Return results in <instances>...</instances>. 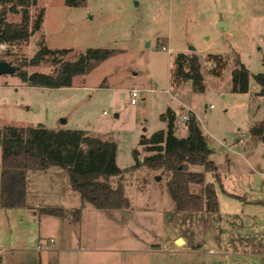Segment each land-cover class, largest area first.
<instances>
[{
  "label": "rangeland",
  "instance_id": "rangeland-1",
  "mask_svg": "<svg viewBox=\"0 0 264 264\" xmlns=\"http://www.w3.org/2000/svg\"><path fill=\"white\" fill-rule=\"evenodd\" d=\"M41 8L45 9L41 29L12 48L1 44V60L15 66L18 59H30L42 40L50 48L73 49L59 55L62 60L75 59L90 47L117 52L62 89L28 86L15 73L0 75V137L6 125L42 122L50 128L83 129L117 143V164L123 174L111 177L110 183L124 185L133 210L105 223L104 229L109 224L118 235L114 243L122 251L98 254L97 264H228L225 250H246L252 243L255 250L263 248L264 243L255 240L264 239V134L251 129L264 117V95L254 78L264 73V0H87L82 7L67 6L65 0H38L30 10L32 20ZM9 19L18 21L20 16ZM180 52L198 54L204 92L171 88L173 58ZM236 54L251 73L247 92L232 90ZM210 55L222 59L223 69L214 70L211 64L216 62ZM56 68L48 61L28 70L49 73ZM133 88L139 90L136 103H131ZM177 104L185 106L177 116L188 106L196 110L213 150L210 158L223 188L216 184L218 213L176 210L162 170H126L135 163L134 149L141 159L147 154L139 144L141 136L166 128L160 115ZM176 133L185 136L186 130L176 125ZM190 169L203 172L205 182H215L214 174L203 166ZM152 189L168 209L166 232L148 217L150 224L131 217V211L140 216L155 213L146 205ZM27 212L0 205V264H41L52 231L44 221L38 223L39 215L35 219ZM166 233L170 236L166 248H175L173 237L181 234L194 255L168 253L154 259L125 251L147 248L149 240ZM38 245L42 250L36 249ZM21 246L26 250H15Z\"/></svg>",
  "mask_w": 264,
  "mask_h": 264
},
{
  "label": "trees",
  "instance_id": "trees-1",
  "mask_svg": "<svg viewBox=\"0 0 264 264\" xmlns=\"http://www.w3.org/2000/svg\"><path fill=\"white\" fill-rule=\"evenodd\" d=\"M37 2L0 0V45L6 44L12 48L28 41L41 29L45 9L41 8L34 20L30 11ZM86 3L87 0H65V4L70 7H82ZM10 15H19L20 20H10ZM39 45L32 58L16 61L15 74L28 86L47 89L72 86L76 76L89 73L117 52L115 48L90 47L80 52L75 59L62 60L59 55H66L73 49L50 48L44 40ZM210 57L216 62L213 63L214 70L222 68V59L218 55ZM234 59L232 90L247 92L251 73L238 54ZM48 61L57 64L53 72L28 70L29 67ZM254 78L261 86L260 94L264 95V73L255 74ZM170 85L175 91L182 86L192 92L205 91V76L197 53L188 55L180 52L174 56ZM160 117L166 122V128L154 131L149 137L141 136L139 144L147 154L141 159L140 151L134 149L135 163L126 170L139 167L162 170L176 210L218 213L220 206L216 184L222 188L221 176L210 158L213 150L207 143L195 113H191L185 136L176 133L177 114L173 109L168 108ZM251 130L254 134H264V117ZM0 145V205L3 208H22L26 205L28 171L53 167L65 170L70 187L80 195L83 204L90 202L99 209L130 206L124 185L119 183L113 187L110 183L111 177L123 174V169L117 164L118 146L112 139L92 135L83 129H57L39 123L35 126H4ZM191 165H201L204 171L212 172L215 182H205L204 173L192 171ZM39 212L60 217L66 214L64 209L54 207H43ZM80 214V209L73 210L75 220L80 219Z\"/></svg>",
  "mask_w": 264,
  "mask_h": 264
},
{
  "label": "crops",
  "instance_id": "crops-1",
  "mask_svg": "<svg viewBox=\"0 0 264 264\" xmlns=\"http://www.w3.org/2000/svg\"><path fill=\"white\" fill-rule=\"evenodd\" d=\"M182 106L185 107L184 105ZM182 106L177 104V107L169 106L168 108L173 109L177 114L181 110ZM189 108L194 111L197 119L200 121L196 110L193 107ZM65 122L66 120H64V123ZM39 123L42 122H38L37 124ZM42 124L46 125L45 123ZM35 125L27 124L19 126ZM184 129L187 133V128ZM141 168L142 167H139V169ZM147 171L150 172V170ZM45 179L52 180L47 184L46 182H43ZM74 192L76 191L70 187L67 174L64 169L53 167L46 170H31L27 173L26 205L22 208L28 210L26 214L30 213L33 216L32 218L36 219L37 215H39L37 219L38 223L41 224L42 221H44L45 225L52 231V236L47 239V251L40 257L41 264H97L96 257L98 254H116L122 251V249L118 247L117 243H114L115 240H118V235H115L113 231L110 230L109 224L107 225V228L105 227V229L104 226L105 223H110L117 216H123L122 213L127 212L125 214L129 215L130 208L133 210V202L130 201V206L127 208L99 209L90 202L83 204L81 202L80 195L77 192L76 195ZM150 192L147 197L148 201L146 205H148L150 209H153L155 213L150 216H140L131 211V217H135L136 215L139 220L143 218L147 224H150L151 222L158 226L161 232L162 230L166 232L168 225V209L165 202L162 201V197L160 195L159 197H154L153 189ZM225 192L228 193L227 191ZM228 194L232 196V194ZM43 207L62 208L65 210L66 214L65 216L60 217L40 213L39 209ZM74 209H80L81 211L79 220H75L73 218ZM146 217L149 218L150 222ZM169 237L170 236L166 233L163 236H160V238H153L149 240V242H147V248H128L125 249V251L128 250L131 251V253H143L146 254L147 257H153L154 259L162 258L163 255L168 253L175 255L181 253L184 254V252H186L194 255L195 250L190 249V243L186 242L185 237L181 234L173 237V243L176 245L175 248H166ZM179 240H181V243L178 242ZM255 242L264 243V239L259 241L255 240ZM253 244L254 243L249 244L246 250H243V247H241V249L237 248L234 251L225 250V257L227 258L228 264H261V256H264V247L261 249L256 248L255 250ZM42 248L36 249L42 250ZM15 250L25 251L26 248L21 246ZM212 250L213 249H210L209 252L213 253L214 250Z\"/></svg>",
  "mask_w": 264,
  "mask_h": 264
},
{
  "label": "built area",
  "instance_id": "built-area-1",
  "mask_svg": "<svg viewBox=\"0 0 264 264\" xmlns=\"http://www.w3.org/2000/svg\"><path fill=\"white\" fill-rule=\"evenodd\" d=\"M213 67L215 66L214 64H211ZM131 103H136L137 102V97L139 96V90L136 88H133L131 91ZM212 107V105H211ZM194 112L192 109L187 107L186 111H184L180 116H177V119L175 121V124L187 128L188 122L191 118V113ZM42 246L38 245L37 249H41ZM213 251V250H212Z\"/></svg>",
  "mask_w": 264,
  "mask_h": 264
},
{
  "label": "water",
  "instance_id": "water-1",
  "mask_svg": "<svg viewBox=\"0 0 264 264\" xmlns=\"http://www.w3.org/2000/svg\"><path fill=\"white\" fill-rule=\"evenodd\" d=\"M15 71L16 67L13 64L0 59V75L4 73H15Z\"/></svg>",
  "mask_w": 264,
  "mask_h": 264
}]
</instances>
